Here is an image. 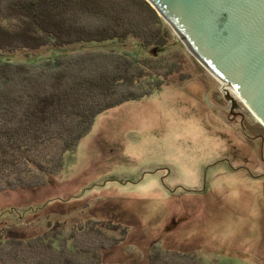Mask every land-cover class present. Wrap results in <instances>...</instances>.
I'll return each mask as SVG.
<instances>
[{
  "label": "rangeland",
  "instance_id": "obj_1",
  "mask_svg": "<svg viewBox=\"0 0 264 264\" xmlns=\"http://www.w3.org/2000/svg\"><path fill=\"white\" fill-rule=\"evenodd\" d=\"M163 22L173 36L165 54L180 53L190 77L98 115L42 186L1 192L0 228L26 234L59 220L70 230L90 219L103 233L86 236L102 242L107 264H152L157 252L159 263L175 264L179 253L197 264H264V126L247 116L245 129L229 117L220 82ZM127 44L137 56L154 53ZM83 45V51L109 49L106 42ZM109 45L126 51L125 44ZM73 48L0 57L35 63ZM41 204V214L21 220L3 210L39 213L32 206Z\"/></svg>",
  "mask_w": 264,
  "mask_h": 264
},
{
  "label": "trees",
  "instance_id": "obj_2",
  "mask_svg": "<svg viewBox=\"0 0 264 264\" xmlns=\"http://www.w3.org/2000/svg\"><path fill=\"white\" fill-rule=\"evenodd\" d=\"M172 38L147 0H0V55L74 47L35 63L0 57V193L42 186L60 172L64 155L76 150L98 115L187 79L184 57L165 54ZM129 41L154 53L137 56ZM88 42H106L109 49L80 50ZM115 42L126 51L109 45ZM43 204L31 205L39 213L3 210L21 220L41 214ZM95 223L83 220L68 230L62 221L47 220L42 230L26 234L0 228V264H107L105 246L86 236L103 233ZM176 255L175 264H197L188 254ZM161 258L158 252L149 256L152 264H169Z\"/></svg>",
  "mask_w": 264,
  "mask_h": 264
},
{
  "label": "water",
  "instance_id": "obj_3",
  "mask_svg": "<svg viewBox=\"0 0 264 264\" xmlns=\"http://www.w3.org/2000/svg\"><path fill=\"white\" fill-rule=\"evenodd\" d=\"M147 1L220 82L230 112L264 126V0Z\"/></svg>",
  "mask_w": 264,
  "mask_h": 264
},
{
  "label": "flooded vegetation",
  "instance_id": "obj_4",
  "mask_svg": "<svg viewBox=\"0 0 264 264\" xmlns=\"http://www.w3.org/2000/svg\"><path fill=\"white\" fill-rule=\"evenodd\" d=\"M229 117L231 119L239 118L241 121L242 126L245 129H248V126L245 124L247 120V114L242 109H236L233 113L230 112V109H228Z\"/></svg>",
  "mask_w": 264,
  "mask_h": 264
},
{
  "label": "bare ground",
  "instance_id": "obj_5",
  "mask_svg": "<svg viewBox=\"0 0 264 264\" xmlns=\"http://www.w3.org/2000/svg\"><path fill=\"white\" fill-rule=\"evenodd\" d=\"M224 85H226V86H228L227 84H224ZM230 87V86H229ZM256 115V114H255ZM257 117V116H256Z\"/></svg>",
  "mask_w": 264,
  "mask_h": 264
}]
</instances>
